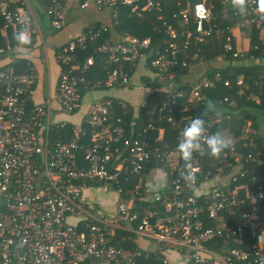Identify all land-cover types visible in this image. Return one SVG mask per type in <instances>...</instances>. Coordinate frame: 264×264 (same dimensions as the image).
Instances as JSON below:
<instances>
[{
    "label": "built area",
    "instance_id": "2783aa9c",
    "mask_svg": "<svg viewBox=\"0 0 264 264\" xmlns=\"http://www.w3.org/2000/svg\"><path fill=\"white\" fill-rule=\"evenodd\" d=\"M14 2L0 0L4 27L31 29L37 20L28 2L20 0L21 5L13 7ZM243 2V12L233 5L229 18L236 26H256L264 32L260 0ZM177 3L183 5V0ZM92 4L115 14L127 7L138 16L162 9L160 0L80 2L82 8ZM184 7L173 14L177 27L164 22L169 37L164 51L152 53V39L134 35L95 48L104 55L108 87L128 85V66L148 57L166 80L167 90L183 93L174 87V58L190 47L194 34L203 41L217 28L214 1H189ZM47 12L52 27L61 29L65 11L60 0H52ZM191 15L194 29L189 27ZM24 18L26 26L18 22ZM106 30L90 28L67 43L58 82L42 98L37 97L39 75L34 69L20 71L14 62H0V264H264V154L241 152L236 144L254 143L250 125L245 124L240 137H233L219 156L209 155L202 144L190 160L181 162L177 147H152L149 132L155 129L154 120L129 134L125 117L113 115L111 97L97 99L77 121L70 118L83 110V88L89 86L84 70L94 64L93 56L81 62L78 53ZM231 38L226 37L229 49ZM0 53L7 50L1 48ZM198 94L194 91L195 97ZM118 103L124 112L130 110L126 101ZM176 103L172 95L163 104L149 105L145 98L142 106L161 111ZM167 119L175 123L171 115ZM208 132L205 129L206 136ZM162 139L159 134L156 142ZM202 154L212 157L214 171L204 170ZM153 160L169 167L163 172L166 185L156 179L155 187L148 177L158 165L145 172ZM187 170L191 180L185 179ZM214 176L220 180L202 191ZM230 184L237 189H227ZM239 186L246 189L245 197ZM105 194L115 203L104 201ZM225 211L233 219L230 223L221 220ZM216 239L222 240L220 250L208 246ZM140 240L147 245L141 247Z\"/></svg>",
    "mask_w": 264,
    "mask_h": 264
},
{
    "label": "trees",
    "instance_id": "16d2710c",
    "mask_svg": "<svg viewBox=\"0 0 264 264\" xmlns=\"http://www.w3.org/2000/svg\"><path fill=\"white\" fill-rule=\"evenodd\" d=\"M177 1L169 0L171 4H168L165 10L146 11L143 16H138L136 13L131 16L129 14L130 9L123 7L121 8L123 17H120L121 21L120 24L116 25V29L120 33L127 32L141 38L150 37L152 39L150 49L152 53L158 49L164 51V45L168 43L169 37L164 31L163 21H174L173 23L176 24L178 20L173 17V14L185 8L184 6L189 1L194 4L199 0H183V5H178ZM212 1L215 2L214 11L216 17L214 22L217 24V28L203 41H197L194 34L190 47L182 53L177 54L176 58L172 56L176 61L172 64V69L175 71L174 87L177 91L183 90V93L180 95L174 94L173 91L169 92L166 88L160 92L151 93L147 97L149 105H154L156 101L163 104L172 95L177 100V103L170 108L165 107L161 111L158 108L154 113L156 125L158 127H165V134L164 141H160V144H157L158 131H150V142L153 148L158 145L160 150L176 148L179 143V135L183 131L181 128H184L192 118L197 116L204 119L206 129H209L210 134L215 131L221 135L230 136L231 139L233 137H240L242 131L245 129L246 122L251 121L250 136L254 143L252 145H245L241 141H236L237 147L244 153L264 154V40L262 41L258 38L259 29L254 28L255 32L248 50L238 52L233 37L230 40L232 48H227L225 45L227 42L226 37L232 35L230 28L235 24V21L229 18L230 14H233L232 7L234 2L227 1L226 3H221L219 0ZM44 4L48 7L51 4V0H45ZM124 17L127 18L123 19ZM3 23L4 20L0 19V27ZM189 27L191 29L195 27L192 15L190 16ZM219 28H223L224 33L219 31ZM111 34V31H105L86 50L79 51L81 61H84V58L89 55L95 56L96 64L88 73V78L90 79H95L94 74L96 73L103 80L107 78L106 70L108 68L105 67L104 55L95 51V48L106 39H110ZM4 39L0 33V46L4 45ZM16 42V40L13 41V43ZM184 61H187L189 64H184ZM197 67H199L201 72L204 69L203 67L206 68V71L204 69V73L202 72V78L200 79L199 77L193 82L187 81L190 69ZM154 69L156 70V68ZM129 72L131 73L132 71L129 70ZM162 76L159 72L158 77L161 79L163 78ZM205 76L208 80H206ZM90 79H88L89 86H92L90 85ZM240 79H242V84H238ZM165 82L166 80H162V84H165ZM105 87L107 86L102 84L98 88ZM193 90L199 93L197 97L194 96ZM113 103L115 104L113 115H123L125 117L129 134L137 133L145 126L143 122L137 125L130 124L133 119L132 109L130 108L128 112H124L116 98H113ZM184 103L188 104L190 108L187 111L180 112L179 108ZM148 110L147 106L141 107V113H148ZM183 113L187 117V122L183 126H176V123L173 125L174 123L167 119V115H171L177 121ZM212 122L213 124H211ZM202 155L200 161L203 167H205L204 170L212 169L214 171L215 166H212L210 159L202 160ZM156 165L159 166L160 170L169 168L163 165V163L153 160L152 163L146 164L145 172ZM230 170V168L226 169V173ZM255 171H258L257 168H255ZM261 208L264 220V202H262ZM151 263H154V261Z\"/></svg>",
    "mask_w": 264,
    "mask_h": 264
},
{
    "label": "crops",
    "instance_id": "0c3cea01",
    "mask_svg": "<svg viewBox=\"0 0 264 264\" xmlns=\"http://www.w3.org/2000/svg\"><path fill=\"white\" fill-rule=\"evenodd\" d=\"M17 2H14L12 4L13 7L21 5L20 0H16ZM28 2V8L29 10L36 16V23L31 27V29L27 30V33L30 37V43L28 44H19L18 42L13 43L14 40V33L20 31L19 29H16L14 26H9L8 28H5V22L0 27V33L2 37H4V45L0 46L1 48H4L7 50V53L3 55L4 53H0V62L2 60L6 61V65L11 62L16 63V66L18 70L20 71H28L30 69H34L38 75L39 80L37 84V97L42 98L44 94L49 88H53L56 83L58 82V78L60 75V72L62 70V62L61 58L63 56V49L67 45V43L78 36L83 35L87 32L90 28L95 27H102L107 28V31H111V38L106 39L105 41L114 42L117 39L123 38V37H129L133 36L134 34L130 33H120L116 29V25L120 24L121 19L117 20V17H123L122 10L119 9L117 14L113 13L110 10L107 9H98V6L95 4L90 5L87 8H82L80 5L81 0H60L63 9L65 11V24L64 26L57 30L51 25V17L48 14V8L52 4L46 7L45 0H23ZM162 9L159 11L165 10L167 8L168 4H171L169 0H160ZM209 1V0H208ZM231 2V1H230ZM177 3V2H176ZM222 3V2H221ZM226 3V2H225ZM178 4V3H177ZM129 13V12H128ZM131 16L134 15V13L130 10ZM127 17H124L125 19ZM1 19V18H0ZM167 23L174 24L173 22ZM164 31H166V25L164 24ZM177 24V25H176ZM174 24L175 27L178 26V22ZM238 29L236 30V28ZM254 28H258V38L260 40H264V32L259 27H246V26H232L230 29V32L232 33V37L234 38L236 49L238 52L245 50L246 45L250 47L251 39L254 34ZM162 31V29H160ZM105 32V31H104ZM166 33V32H165ZM137 36V35H134ZM139 37V36H138ZM104 41V42H105ZM103 42V43H104ZM80 53V52H79ZM78 53V60L81 61V57H79ZM3 55V56H2ZM2 56V58H1ZM94 57V64L90 65L89 68L84 70V75L87 79L88 73L92 69L93 66L96 64V59L94 55H89ZM87 56L84 58L85 62L86 59L89 57ZM203 65V64H202ZM129 69H131V80L130 83L126 86H107L106 80L108 78V69L106 70V76L107 78L103 80V78L98 75V73L94 74L95 79H90L91 83L89 87L83 88V110L78 111L79 113L75 116H72L70 118L75 119L76 121L79 119V117L83 116V114L86 112L87 108H89L97 99L105 98V97H111L121 100H124L128 103V106L133 111V119L131 120L130 124L137 125L140 122H143L144 125H146L150 120H154L155 129L152 130L158 131V135H164L165 134V127H158L155 123L154 113L156 111H153L151 109L148 110V113L144 112L141 113V107H142V101L149 97L151 93H155L157 91L165 90L166 87L165 84H162V78L160 79L158 77V72L153 68V66L150 63V59L148 57L146 58H139L136 61L135 65H129ZM206 71V68L203 67ZM202 69V68H201ZM203 69V73H204ZM202 72L197 68H191L189 71V74L187 75V81H195L200 77L202 78ZM192 76V78H190ZM182 78V77H181ZM206 78V76H205ZM206 80H208L206 78ZM101 81L102 84H105L107 87L105 88H98L99 86H94L95 82ZM101 84V85H102ZM122 92L123 94H120L118 92ZM194 91V90H193ZM130 94L131 96L126 95ZM192 96V95H191ZM190 97V95H189ZM133 98L134 100H132ZM189 105L184 103V105H181L179 108L180 112L187 111L189 109ZM147 114V115H146ZM146 115V116H145ZM80 117V118H81ZM186 116L183 113V115L176 121L174 119L176 126L184 125L186 124ZM174 123V122H173ZM175 123L173 125H175ZM213 124V122L211 123ZM184 128H181V130ZM182 132V131H181ZM180 132V134H181ZM211 133V132H210ZM218 132L213 131L212 134H215ZM208 135L209 134L208 132ZM182 135H179V139ZM164 141V139L160 140ZM159 141V142H160ZM157 142V144H160ZM201 156V155H200ZM209 160L212 162L213 159L209 155L206 154L202 155V160ZM185 161L184 159H182ZM188 161V160H187ZM164 169H159L158 167H153L148 172V177H152L151 181L153 182L154 186H156V179L160 182L161 185H166L168 183V180H165L164 177ZM220 180V178H216L214 176L207 182H204L203 187H201L202 191H207L213 184L217 183ZM228 181V179H226ZM225 180V181H226ZM221 181H224L221 179ZM237 185L230 184L226 186L227 189H237ZM245 188L243 186H239L238 191L240 193L241 197H245ZM115 200V198L113 197ZM249 207L251 206V203H247ZM230 213L229 212H223L221 216V220L224 222L230 223V221H233V219H230ZM217 224V223H214ZM253 241V240H252ZM251 241V242H252ZM141 243V247H144V245H147L144 240L139 241ZM150 244V243H149ZM148 244V245H149ZM222 244L221 239H216L215 241H212L208 244V246L215 250H220V246ZM237 245L242 246L241 243H238ZM174 258L177 256L174 255Z\"/></svg>",
    "mask_w": 264,
    "mask_h": 264
},
{
    "label": "clouds",
    "instance_id": "9594fccd",
    "mask_svg": "<svg viewBox=\"0 0 264 264\" xmlns=\"http://www.w3.org/2000/svg\"><path fill=\"white\" fill-rule=\"evenodd\" d=\"M258 6L264 10V0H260ZM234 7H237L243 12L245 7L243 0H234ZM18 22L26 26L28 20L24 18ZM14 39L19 44L26 45L30 43V37L26 28H22L20 31L14 33ZM205 129V121L199 116L192 118L184 127L181 134L182 139L177 145V150L185 161L190 160L193 153L199 151L202 144L206 145L208 154L212 156H219L222 151L231 146L232 140L230 136L221 135L219 133L206 136ZM185 179H192L191 170L186 171Z\"/></svg>",
    "mask_w": 264,
    "mask_h": 264
},
{
    "label": "rangeland",
    "instance_id": "374dc122",
    "mask_svg": "<svg viewBox=\"0 0 264 264\" xmlns=\"http://www.w3.org/2000/svg\"><path fill=\"white\" fill-rule=\"evenodd\" d=\"M118 19H120V17H117V20ZM238 29V27L236 28V30ZM249 49V46H247L246 45V47H245V50H248ZM164 88H166V87H164ZM118 93H120V94H123L121 91L120 92H118ZM126 95H128V96H131L130 94H127L126 93ZM191 98L193 99V97L191 96ZM132 100H134L133 98H131ZM171 122H173V121H171ZM246 125H251V121H247L246 122ZM248 128H250L249 126H247ZM165 131V130H164ZM251 131V130H250ZM163 139H164V135H163ZM232 140V143H233V141H235V138L234 139H231ZM201 158V156H199V159ZM181 160V162H185V161H183L182 159H180ZM176 161L177 160H174V162H173V164L174 163H176ZM103 200L104 201H107V202H109V203H112V200H113V197L112 196H108V195H103ZM133 200V202H135L136 201V199H132ZM115 201L116 200H114V202L113 203H115ZM115 205V204H114ZM264 224V223H263Z\"/></svg>",
    "mask_w": 264,
    "mask_h": 264
}]
</instances>
